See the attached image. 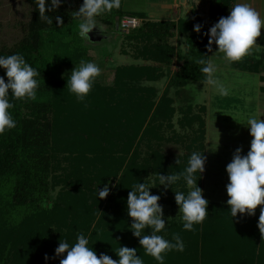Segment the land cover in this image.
Segmentation results:
<instances>
[{"label":"trees","instance_id":"trees-1","mask_svg":"<svg viewBox=\"0 0 264 264\" xmlns=\"http://www.w3.org/2000/svg\"><path fill=\"white\" fill-rule=\"evenodd\" d=\"M29 2L33 12L26 34L12 47H0V55L20 53L41 74L37 99H13L16 127L0 134V264H60L63 257L54 258L59 243L75 244L81 233L98 256L105 253L118 260L115 251L127 246L137 249L144 264H158L144 254L139 238L129 230L133 220L127 198L136 183L149 184L151 174H176L187 167H169L150 146L151 139H162L163 122L171 125L177 112L171 88L205 83L201 65L196 63L203 55L211 56L209 37L204 33L230 15L234 0H218L219 11L214 8L217 19L210 18L206 25L199 19L153 21L140 16L142 25L123 33L118 27L121 19L138 18L124 8V0L119 9L97 17L106 29L121 31L120 36L135 47V59L150 63L117 67L112 85L95 83L86 98L87 107L67 89L70 76L63 73L66 66L94 60L89 53L96 47L80 38L78 21L71 16L83 0H62V6L49 13L52 25L41 21L36 5ZM194 15L198 17L196 12ZM56 16L63 18L62 27ZM196 24L202 25L199 34L192 33ZM176 36L185 41L180 53L168 41ZM176 58L181 65L159 97L157 87L144 82L160 81ZM256 69L251 71L258 72ZM0 75L7 82L3 68ZM200 132L199 140L206 133L202 119ZM145 141L152 150L142 159L140 148ZM57 170L63 173L58 175ZM51 178L65 184L60 199L67 207L58 202L52 208L45 206L54 187ZM109 183L110 195L99 199L98 189ZM183 192L187 194L186 189ZM169 202L178 206L175 197ZM208 211L193 231H185L183 221H172L165 232L158 233L168 240L179 234L185 245L183 252H168L164 264H264V235L258 228V216L232 218L229 205L210 201ZM150 232L145 230V234ZM46 255L53 259L46 261Z\"/></svg>","mask_w":264,"mask_h":264},{"label":"clouds","instance_id":"clouds-1","mask_svg":"<svg viewBox=\"0 0 264 264\" xmlns=\"http://www.w3.org/2000/svg\"><path fill=\"white\" fill-rule=\"evenodd\" d=\"M40 14V20L48 25L53 24L50 12L58 10L62 6V0H32ZM122 0H83L78 10L73 11V20L78 21V35L82 40H90L89 34L94 29L102 33L104 27L99 24L97 17L111 13L121 7ZM59 26L64 25L60 16L55 17ZM264 28V17L247 2L236 3L231 7L230 15L221 17L209 32L204 33L209 37L208 51L212 52L213 45L218 46L216 54H222L229 62L241 61L245 56L251 55L254 46L258 50L257 38L261 36ZM202 25L196 24L194 31L201 33ZM209 56H202L196 61L201 65L200 71L205 75V83L221 96L229 95V89L216 77L217 66ZM0 68L6 71L5 76L0 75V134L16 127V120L11 109L15 107L12 100L37 99V91L40 87V71L30 65L20 53L0 55ZM101 68L94 62L81 60L79 66L71 71L67 80V89L75 95L76 99L85 103L101 75ZM11 90V94H10ZM85 107L87 104L85 103ZM250 128L251 148L247 155H243V149L237 148L232 161L227 165L226 171L229 177L227 194L230 197L227 205L230 206L232 218L238 214L255 216L256 209L264 205V119L250 117L246 124ZM207 157L202 152H192L188 165L181 173H170L165 176L159 173V185L172 188L181 178L186 182L190 191L175 192V201L179 207V214L183 221L185 231H193L194 226L201 224L207 218L209 201L205 198L204 190L196 182V174L201 176L205 172ZM180 161L177 160V164ZM147 182H138L131 188L127 198L128 215L133 222L129 230L139 238V244L144 249V254L153 257L158 264H164L165 255L173 250L183 252L185 245L179 234H174L172 240L158 233L165 232L168 222L164 218L163 206L159 203L160 195H153ZM173 189V188H172ZM111 193V186L105 184L102 190L98 189V198L106 199ZM170 219V218H169ZM258 228L264 235V208L260 209ZM146 229H151L150 234H145ZM175 241V242H173ZM118 260L110 255L93 250L89 239L80 234L75 244L62 240L55 249L60 264H144L142 256L137 254V249L120 246L115 251ZM67 254L64 256V254ZM53 259L45 256V260Z\"/></svg>","mask_w":264,"mask_h":264},{"label":"rangeland","instance_id":"rangeland-1","mask_svg":"<svg viewBox=\"0 0 264 264\" xmlns=\"http://www.w3.org/2000/svg\"><path fill=\"white\" fill-rule=\"evenodd\" d=\"M181 1L185 0H124V8L136 13L138 18L140 16L157 18L162 11L164 14L171 12L170 6L165 7L167 2L182 5ZM184 3L183 5H186ZM199 4L202 12H208L210 18L217 19L214 8L218 7L219 11L218 0H200ZM213 11L215 12L212 13ZM32 12L33 7L29 0H0V47H12L24 37ZM166 17L169 18V16ZM97 21L102 24L98 19ZM103 27V33L99 29H94L89 34L90 40L86 41L90 46L96 47L89 53L94 58L91 62L99 65L102 70L101 75L96 79V84L112 85L115 70L121 65L150 63L143 59H135V47H132L123 36H120V30L113 32L106 29L104 25ZM123 33L127 32L123 31ZM257 40L264 44V35H261V38L258 37ZM168 41L178 47L179 53L184 51L183 37L176 36ZM212 48L210 59H213L217 66L216 77L229 89V95H218L210 85L199 82H192L184 89L171 88L170 96L175 100L174 106L177 112L171 125L168 122H163V128L160 130L162 139L157 141L152 137L150 146L163 156L164 162L169 167L177 164V160L180 161L179 165L187 166L188 162L185 159L190 152L205 153L207 157L205 172L201 176L199 173L196 174V182L204 190L205 198L208 201L227 205V200L230 198L227 194V184L230 182L226 171L227 165L232 161L237 148L243 149V155H247L250 151L253 137L250 135V128L246 125L247 120L250 117L264 119V79L262 78L264 77V73H262L264 50H260V48L257 50L254 46L251 55L233 63L225 60L222 54L212 56L218 51V46L213 45ZM180 65L181 60L176 58L175 63L164 70L165 75L160 81L156 83L144 82V84L156 86L159 91L158 95L161 97ZM75 67L66 66L63 68V73L70 76ZM254 69L258 72L251 71ZM189 107H192L191 111ZM200 118L205 124L206 131L201 140H199L201 135ZM151 147L149 148L146 141L141 145L142 159L149 155ZM62 173L63 170H57L58 175ZM157 177L154 174L150 175L149 186L153 187L150 190L153 195L161 196L159 203L163 206L166 222L182 221L180 217H177L179 207L171 204L169 199L175 197L174 191L186 189L188 192L190 189L183 179L177 181L172 186L173 189L165 188V186L159 185ZM51 183L54 187L45 206L52 208L58 202L63 208L67 207L65 200L60 199L61 194L66 192L65 184L57 183L52 178ZM114 184L115 182L112 185ZM261 208H264V205H260L256 209L258 217Z\"/></svg>","mask_w":264,"mask_h":264},{"label":"crops","instance_id":"crops-1","mask_svg":"<svg viewBox=\"0 0 264 264\" xmlns=\"http://www.w3.org/2000/svg\"><path fill=\"white\" fill-rule=\"evenodd\" d=\"M199 1L198 0H185V1H181V3L182 2L183 3L185 2L184 4H186V5H183V3H182V5H178L177 3L170 4L171 2H167L165 4V7L170 6V8H171V12L170 13H168V14L165 13L166 14L165 15L163 13V11H162L160 13V15L157 16V18H155L154 16H150V17L147 16V17H149L150 20L151 19H155L154 21H162V20L178 21L181 18H191V19H195V20H198L199 19V21H202V23H204L206 25L210 21V16H209V13L208 12H205V11L202 12L201 6L199 4ZM240 2H247V3H249L254 9H256L258 12H260V14H261L262 17H264V0H234L233 6L236 3H240ZM209 5H210V3H209ZM162 6L164 7V3H163ZM204 6H206V5L204 4ZM195 12L197 13V16L199 18L194 15ZM166 16H169L170 19L167 18ZM192 33H196V32L193 30ZM261 33H262L261 35H264V28L261 29ZM260 38H261V36H260ZM257 43L259 44L258 48H260V50H264V44H263V42H259L257 40ZM210 54H211V52H210ZM262 73H264V69L262 70Z\"/></svg>","mask_w":264,"mask_h":264},{"label":"built area","instance_id":"built-area-1","mask_svg":"<svg viewBox=\"0 0 264 264\" xmlns=\"http://www.w3.org/2000/svg\"><path fill=\"white\" fill-rule=\"evenodd\" d=\"M118 25L120 30L128 32L139 28L142 25V20L137 17L124 16Z\"/></svg>","mask_w":264,"mask_h":264}]
</instances>
